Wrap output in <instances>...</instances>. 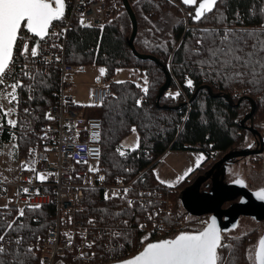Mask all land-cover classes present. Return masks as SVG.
<instances>
[{"label":"trees","instance_id":"obj_1","mask_svg":"<svg viewBox=\"0 0 264 264\" xmlns=\"http://www.w3.org/2000/svg\"><path fill=\"white\" fill-rule=\"evenodd\" d=\"M175 1L177 4L169 0H129L138 22L135 39L137 51L156 57L170 71V88H180L189 96L190 110L182 103L181 95H164L158 101V92L166 80L165 74L156 63L140 60L134 55L128 44L132 22L124 6L105 27H83L74 22L69 30L67 62L103 68L105 76L113 80L114 96L102 106L104 128L101 166L108 184L118 179L133 180L144 172L136 182L137 187L163 190L166 186L159 183L154 169L167 151H200L206 155V163L209 162L210 153L217 152L218 157L210 166L236 151L252 136L241 124L251 111V103L246 97L256 103L255 115L246 125H252L264 135V69L256 66V75L253 76L249 69L242 67L222 68L216 64L210 68L197 63L198 60L208 59L206 52L196 56L189 51L199 48L196 38L201 35L202 29H212L214 34L218 32L221 36L226 30H232L247 40V45H242L244 51H252L256 39H264V0H218L213 10L207 12L199 22H195L193 16L202 0H197L193 5H185L182 0ZM183 10L193 14L186 19ZM166 15L172 16L168 33L158 26ZM249 32L258 34V37H247L246 33ZM260 55L264 56V53ZM122 69L143 72L147 78L148 92L145 93L129 81L115 82L116 74ZM258 70L262 71L260 76ZM237 72L245 75L239 77ZM189 79L193 81L191 87L187 85ZM253 80L256 82L253 83ZM21 83V103L34 108L41 115L44 116L49 107L57 103L60 86L57 72L44 75L35 70L30 77L22 78ZM236 89H245V95L238 96L234 92ZM226 95L231 97L234 104L229 103ZM137 101L141 103L138 105ZM147 114L154 115L152 124L147 122ZM133 128L135 131H132ZM135 132L139 135L138 148L120 155L121 145ZM29 145L20 142L18 158L26 155ZM196 145H200L201 149L196 148ZM251 161L257 169L263 166L264 157L251 156ZM203 171L198 169V173ZM192 176L176 186V196L179 195L178 191L195 180L196 177ZM85 210L86 217L120 213L116 216L133 219L135 214V210L128 205V199L104 201L102 192L98 190L86 192ZM17 216L14 215V219ZM21 222L26 226L20 232L25 241H36L54 223V206L24 210V216L16 219L17 224ZM198 230L191 229V232ZM131 233L128 243L142 240L140 234ZM227 236L228 233L223 234V238L227 239L225 245L231 247L218 250L223 258L222 264H248L246 250L251 243V235ZM26 248L17 250L16 255L25 259V264H39L38 252L33 250L24 256ZM5 259L11 260L12 257L6 256Z\"/></svg>","mask_w":264,"mask_h":264},{"label":"built area","instance_id":"obj_2","mask_svg":"<svg viewBox=\"0 0 264 264\" xmlns=\"http://www.w3.org/2000/svg\"><path fill=\"white\" fill-rule=\"evenodd\" d=\"M121 1L65 0V15L62 20L53 22L49 29L50 35L45 40L27 33L22 26L21 36L27 37L24 42L28 43L30 51L35 46L34 41L39 42L36 57H32L30 53L21 55L22 42L17 41L13 65L15 72L12 79L5 81L6 84H11L14 80L21 82L22 78L30 77L35 70L44 75L55 71L60 76L57 103L50 106L44 116L21 103L19 88L16 90L18 103H9L8 98L0 99L4 110L15 107L10 116L0 119V146L11 139L30 144L26 155L19 160L22 170L16 181H0V217L12 221L21 208L27 210L35 209L31 207L35 205L54 206V223L48 227L43 237L30 242L24 239L18 249L15 244L5 243V247L9 250H21L30 246L38 252L39 264H113L130 258L134 251L141 252L148 243L174 238L189 228L187 216L172 199L175 194L172 187L161 191L137 187L136 182L144 172L134 180L118 179L113 183H106L105 174L100 167L103 119L101 115L94 114L93 110L102 108L106 100L114 95L112 80L99 75L90 84L92 107L78 103L72 94L74 77L83 68L69 64L66 60L68 33L72 24L78 22L83 27H105L120 12L123 6ZM169 1L177 4L175 0ZM183 12L186 19L191 15V12ZM64 29L67 31H63ZM62 32V35L52 34ZM25 64L29 76L21 74V68ZM6 91L11 92L12 89L7 88ZM244 92L236 94L242 95ZM173 93H180L182 103L190 110L189 96L180 88H169L166 91L168 95ZM25 109L28 111L25 112ZM49 115L51 119L48 118ZM9 119L17 122L15 127L7 124ZM196 148L201 149L200 145H196ZM217 157V152L210 153L212 160ZM39 174H43L45 179L40 180ZM100 177L104 179L100 180ZM23 189L28 191L24 192ZM124 189L129 190L126 197ZM89 190L102 192L104 201L131 200V208L135 210V214L140 210L144 213L133 219L105 213L86 217V192ZM106 193L111 199H105ZM114 193L117 195H113ZM140 193L144 195L141 196ZM149 214H152L151 219ZM131 231L142 236L140 246L135 249L126 245L123 238L126 232ZM17 235L23 236L22 233L9 232L6 240H14Z\"/></svg>","mask_w":264,"mask_h":264},{"label":"snow or ice","instance_id":"obj_3","mask_svg":"<svg viewBox=\"0 0 264 264\" xmlns=\"http://www.w3.org/2000/svg\"><path fill=\"white\" fill-rule=\"evenodd\" d=\"M185 5L196 4L197 0H182ZM218 0H202L199 3L198 8L193 16L195 22H199L202 17L211 12ZM66 2L65 0H0V99L8 98L9 103L17 101L18 88L23 87L19 80H14L11 84H6L7 79H12L15 69L13 67L14 52L16 51L17 41L20 40L21 55L29 54L32 57L38 55L37 48L39 42L34 41L35 46L29 50L28 43L24 42L27 37L21 36L22 26L26 29L27 33L32 34L39 40H45L50 35L49 29L54 21H60L65 15ZM83 23V20H81ZM63 31H67L64 29ZM53 35H62V33H52ZM249 38H257L256 33H246ZM196 43L199 48L195 50H189L191 55L200 56L203 53L208 54L207 60H198L197 63L202 65H208L210 68L213 65L219 64L222 68H247L250 70L253 76L256 75L255 68L259 66L264 69V39H256V43L252 45V51L245 52L242 45H247V40L242 35H238L232 30H226L221 36L218 32L214 34L212 29H202L201 35L196 38ZM56 47V45H53ZM243 53V55H241ZM56 59H59L57 57ZM27 64L21 68V74L23 76H29V72L26 70ZM101 74L104 73V69H101ZM219 74V73H217ZM237 76L242 77L245 75L243 72H237ZM34 79V77H33ZM256 81L253 80V83ZM117 83H122L118 81ZM147 83V81H145ZM193 81L187 80V85L191 87ZM11 88V92H7L6 89ZM143 91L148 92V88L144 87ZM179 96L180 93H176ZM141 102L137 101L139 105ZM15 107L4 110L3 105L0 104V119L10 116ZM28 110L25 109V112ZM52 117L49 115L48 117ZM7 124L15 127L17 122L15 120H7ZM132 131H135L133 128ZM139 140H137V145ZM120 155H124L123 152ZM203 156L197 158L196 166L199 167ZM193 169H188L185 172V176ZM40 180L45 179L43 174H39ZM184 177H180L182 180ZM104 177H100L103 180ZM236 183L243 184V181L238 180ZM27 192L28 189H23ZM124 196L126 197L129 190L124 189ZM117 195V194H113ZM139 195L143 196L144 193ZM151 195V193H149ZM257 197L264 200V189H261L256 193ZM105 199H111L108 194H105ZM129 207L133 206L131 200L128 201ZM7 207V206H5ZM35 208L41 207L40 205L31 206ZM116 215H120L117 213ZM159 215V213H156ZM24 216V209L18 210V217ZM152 218V214H149V219ZM91 223V221H90ZM127 221H125V224ZM23 222L17 224L16 220L6 221L5 218L0 217V264H25V259L16 255V251L22 244L24 237L17 235L13 240L11 238L6 240L9 232H16L19 234L24 228ZM141 227H143L141 225ZM67 235V234H66ZM147 239V237H145ZM143 242V241H142ZM5 243L11 245L15 244L17 249L9 250L5 247ZM231 247L230 245L222 244L221 230L217 226L215 217L210 222L206 223V227L198 231H182L174 238L163 239L155 243H148L134 258L122 261L121 264H222L223 258L219 254L218 250L221 248ZM33 249L29 246L24 250V256L31 254ZM6 256H11V260H6ZM259 264H264V239L259 242V252L257 257Z\"/></svg>","mask_w":264,"mask_h":264},{"label":"rangeland","instance_id":"obj_4","mask_svg":"<svg viewBox=\"0 0 264 264\" xmlns=\"http://www.w3.org/2000/svg\"><path fill=\"white\" fill-rule=\"evenodd\" d=\"M171 17L172 16L166 15L165 16L166 19L164 18L163 21H160L158 24V26L160 27V29L162 28L164 33H168L169 32L168 30H170L171 28V24L169 22L171 21L170 20ZM101 69L103 68L94 67V66L83 67L82 70L79 71L75 75L74 85L72 87V94L78 103L84 106L92 107V100H91L92 88L90 87V84L96 80L97 76L102 75L100 71ZM258 72L260 76L262 74V71L258 70ZM114 81L115 82H118V81L132 82L136 84L139 87V89L142 91H143V88L147 86V83H145V81H147L145 74L141 71H135L134 69L119 70L114 78ZM244 90L245 89L243 90L236 89L234 92L235 93L240 92V91L243 92ZM244 95H245V92L244 94L242 93V95H238V96H244ZM168 96L174 97L176 95L173 93L172 95H168ZM93 113L99 114L102 117V108L93 110ZM153 117L154 115H149V114L146 115V119L149 124L150 123L152 124ZM137 140H139V135L135 132L131 137H129L121 145L122 152L138 148L139 143L137 145ZM252 141H253L252 136H249L247 140L236 151L248 150L251 147ZM20 142L22 143V141H19V140L15 141L11 139V141L4 142L0 146V181H3L5 183H12L16 181V179L19 177V174L22 170L21 164L19 161L22 157L18 158V152H19L18 150L21 149ZM196 152L203 154L200 151H196ZM192 153H194V151ZM263 156H264V153H263ZM164 163L163 162L161 163V165L158 168V172L162 171V167L164 166ZM208 167H210V163L205 162L204 168H199V169L205 170ZM225 167L229 171L228 173L229 177L231 178L233 176V179H234V181H232L233 179L231 180L232 182L230 181L231 182L230 184L241 185L250 193H255V194L259 192L261 189H264V166L256 169L253 166V163L251 161V156L231 160L225 164ZM196 172H194L193 174H195ZM158 175L160 176V174ZM238 180L243 181V184L236 183V181ZM167 181L168 183L175 184L177 180L174 177L173 178L171 177V179H168ZM166 187H170V186H166ZM175 188L176 187L172 189L176 190ZM152 191H156V190H152ZM181 191H178L177 193L180 194ZM172 199L176 203L179 202V198L178 196H176V194L172 196ZM234 202L236 201H233L231 203H234ZM181 211L184 212L182 208H181ZM143 213L144 212L142 210L138 211L137 214H134V218L135 216L136 217L142 216ZM16 218L14 220H16ZM187 218H188V221L194 222L190 225V228L192 230H198V229L204 228L205 222H207L206 219L204 220V222H201V221H198L196 218H192L188 216ZM131 232L133 233V231ZM131 232H126L123 238H124L126 245L135 249L137 246L138 247L140 246L141 242L134 243V244L128 243L127 242L128 235ZM226 233H228L227 237H231V236L239 237L242 235H251L250 236L251 243L248 244L247 250H246L247 258H248L247 261H248V264H259L258 259L256 257H257V253L259 252V242L264 237V223L263 222L257 221L254 218L251 219L250 217L242 216L239 218L238 221L232 224L230 230L227 231ZM130 237L131 236H129V238ZM223 243L227 244V239H224ZM134 252L132 253V255L134 254ZM136 254H134L133 256H135ZM133 256H131L130 258H132ZM58 264H61V262H59Z\"/></svg>","mask_w":264,"mask_h":264},{"label":"water","instance_id":"obj_5","mask_svg":"<svg viewBox=\"0 0 264 264\" xmlns=\"http://www.w3.org/2000/svg\"><path fill=\"white\" fill-rule=\"evenodd\" d=\"M125 10L127 11L131 22H132V33L131 36L128 38V44L130 48L132 49L134 55L143 61H152L156 63L158 66H160L165 74L166 80L164 85L160 88L157 99L160 101V99L165 95V92L170 88L171 86V79L172 75L170 71H168L163 64L154 56L147 55V54H141L137 51L135 47V39L138 33V22L136 15L131 7V4L129 0H122ZM198 8V7H197ZM226 99H228L230 104H234V101L231 99L229 95L225 96ZM246 99L251 103V111L244 117L241 124L245 127L247 131H249L254 137H256L259 140L258 148L255 150H252L249 148L248 150L244 151H233L229 154L225 155L221 160H219L217 163H215L212 168L207 172L206 176L204 178L198 179L192 186L186 188L181 193L182 201H188L187 203L184 202L185 209L188 210V212L191 215H197L198 217H202L206 214H212V217H215L217 221V226L221 230L222 240H223V234H225L227 231L230 230L232 224L239 220L240 217H250L254 218L257 221H264V200H261L257 197L255 193H250L247 191L243 186L241 185H232L228 184L225 185L224 193L220 192L219 190H214V192L209 194L210 200L213 202H219V205L214 208L207 209L202 212L195 213V211L192 208V205L190 204V201L188 199V193L189 191H192L193 189L195 191H198L201 184L206 181L210 175L215 171L221 169V174L224 175L228 172L227 168L225 167V164L231 160L237 159V158H243V157H250V156H256L261 155L264 152V139L262 135L256 131L252 125H246V123L251 122L255 112H256V103L253 99L246 97ZM229 193V194H228ZM209 199L207 200L208 203ZM225 201H236L233 203V206H231L228 209H222V204ZM226 218V220H225ZM210 219V221H211ZM238 223V222H237ZM264 239V237L262 238ZM155 243V242H152ZM143 251V250H142ZM140 253V252H139ZM138 253V254H139ZM136 254V255H138ZM135 255V256H136ZM133 256L132 258H134ZM130 258V259H132ZM129 260V259H127ZM126 261V260H125ZM113 264H121V262L113 263Z\"/></svg>","mask_w":264,"mask_h":264},{"label":"flooded vegetation","instance_id":"obj_6","mask_svg":"<svg viewBox=\"0 0 264 264\" xmlns=\"http://www.w3.org/2000/svg\"><path fill=\"white\" fill-rule=\"evenodd\" d=\"M262 137L264 139V135H262ZM252 138H253V141H252V144H251L250 148L252 150H255V149L258 148L259 140L256 137H254V136ZM263 153L261 155H263ZM261 155H256V156H261ZM212 166H210L207 169H205V171H203L202 173H198V171H197L195 174H193L192 177H196V178H195V180H193V182L188 187L192 186L198 179L204 178L206 176L207 172L212 168ZM263 166H264V164H263ZM201 168H204V166L201 167ZM228 173H229V171L223 177V174H221V169L215 170L210 175V177L201 184V186L199 187L198 191H195L194 189L192 191H189L188 199H189L190 204L192 205V208L195 211V213L202 212V211H205V210L210 209V208L212 209L214 207H217V205H219V202L217 204V202H215V201L213 202L212 200H210L209 194L214 192V190H219L220 192H222V194L224 193V189L223 188H225V185H228L232 181H234L233 176L230 178ZM188 187H186V188H188ZM185 189H183V190H185ZM183 190L180 192V194L178 196L179 204H180L181 208L189 216L198 218L197 215H191L188 212V210L185 209L184 202L187 203L188 201L186 202V201H182L181 200L182 199L181 193L183 192ZM208 199H209V201L207 203ZM231 206H233V203H231L230 201H225L222 204V209H228ZM202 217H205L207 222H210L212 214L209 213V214L203 215ZM225 220H226V218H225ZM260 222L264 223V221H260Z\"/></svg>","mask_w":264,"mask_h":264},{"label":"crops","instance_id":"obj_7","mask_svg":"<svg viewBox=\"0 0 264 264\" xmlns=\"http://www.w3.org/2000/svg\"><path fill=\"white\" fill-rule=\"evenodd\" d=\"M192 152L193 151H167L154 169V173L159 183L162 185L164 184L165 186L176 187L183 180L192 176L199 168L203 167L206 162L205 154H200L196 151H194V153ZM200 156H203L204 159L201 161L199 167H197L196 161ZM162 162H165L164 166L162 167V171L158 172V168ZM190 168L193 170L185 176V172ZM158 174H160L161 177ZM171 177H174L177 180L175 184L168 183L167 180L171 179ZM180 177L184 178L180 180Z\"/></svg>","mask_w":264,"mask_h":264}]
</instances>
